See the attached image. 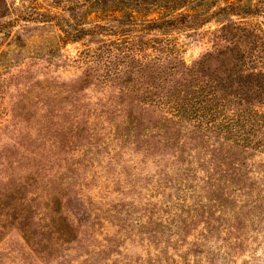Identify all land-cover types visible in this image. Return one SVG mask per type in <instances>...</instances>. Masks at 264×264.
Instances as JSON below:
<instances>
[{
    "label": "rangeland",
    "instance_id": "obj_1",
    "mask_svg": "<svg viewBox=\"0 0 264 264\" xmlns=\"http://www.w3.org/2000/svg\"><path fill=\"white\" fill-rule=\"evenodd\" d=\"M111 1L0 0V264H264V0Z\"/></svg>",
    "mask_w": 264,
    "mask_h": 264
},
{
    "label": "trees",
    "instance_id": "obj_2",
    "mask_svg": "<svg viewBox=\"0 0 264 264\" xmlns=\"http://www.w3.org/2000/svg\"><path fill=\"white\" fill-rule=\"evenodd\" d=\"M111 2H113V3H115V4H119V3H122V2H119L118 0H113V1H111ZM175 3H174V5H173V8H180L181 6H183V5H185V0H175L174 1ZM187 16H189V15H185L184 16V18H186ZM183 18V19H184ZM182 18L181 19H179V20H176V21H178L179 22V24H182L183 22H182V20H183ZM161 22V23H160ZM160 22H158L157 20H149L148 22H147V24H149V27L148 28H154V29H164V28H167V27H170L171 26V24L169 23V21L167 20V21H165V20H163V21H160ZM262 50V52L261 51H259V53H263V51H264V49H261ZM175 51V52H174ZM160 52H162L161 54L163 55L162 57H160L159 59L160 60H164V59H166V57H175V55L177 54V52H178V49L175 47V49H173V47L170 49V48H161V50H160ZM174 53H175V55H174ZM159 59H157V61L159 62L160 60ZM260 59L262 60L263 58L262 57H260ZM149 60V59H148ZM151 60V59H150ZM149 62L150 61H148V64H149ZM147 63V60H146V58H145V64Z\"/></svg>",
    "mask_w": 264,
    "mask_h": 264
}]
</instances>
